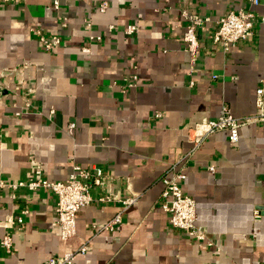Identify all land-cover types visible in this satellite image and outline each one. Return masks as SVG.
Instances as JSON below:
<instances>
[{"label": "crops", "instance_id": "crops-1", "mask_svg": "<svg viewBox=\"0 0 264 264\" xmlns=\"http://www.w3.org/2000/svg\"><path fill=\"white\" fill-rule=\"evenodd\" d=\"M244 1L57 0L54 8L52 0H0V181L25 182L39 169L60 182L73 166L97 167L112 195L138 197L112 232L101 227L118 203L79 209L74 236L62 241L49 190L0 191V239L11 238L0 264H46L82 245L74 264H264V124L240 126L234 144L226 131L203 133L221 105L234 118L252 117L258 88L264 107V0L252 8L253 37L227 52L211 42L217 20ZM181 9L208 18L191 76ZM128 25L136 29L125 35ZM33 31L59 45L45 51ZM133 75L135 86L122 92ZM190 129L203 134L195 147ZM173 164L213 247L168 223L161 178ZM22 210L20 225L2 223Z\"/></svg>", "mask_w": 264, "mask_h": 264}, {"label": "built area", "instance_id": "built-area-1", "mask_svg": "<svg viewBox=\"0 0 264 264\" xmlns=\"http://www.w3.org/2000/svg\"><path fill=\"white\" fill-rule=\"evenodd\" d=\"M54 8H57V0H52ZM259 4V0H245L244 6L236 11H229L221 16L211 35V42L213 45H218L222 52H227L231 47L238 42L245 41L254 35L253 25L255 23V14L253 7ZM107 5L105 2L100 3L96 8L99 12H103ZM181 18L185 22L184 31L182 33V42L184 44V51L188 55L189 69L188 76L194 72L195 55L198 48L197 30L208 22L207 17L199 16L198 14L189 11V9H181L179 12ZM60 26H64V20L58 19ZM259 22H264V16L260 17ZM111 27H109V30ZM134 25H128L124 29L125 35H130L135 31ZM38 36V41L45 51H50L53 47L59 45V39L55 36L46 38L40 35L37 31H33ZM89 41H99L100 37L88 36ZM83 53L87 52L86 48H81ZM15 71H7L5 76L12 77ZM215 79V76H211ZM136 76L123 78L120 82V89L124 92L135 86ZM192 85L191 81L188 83ZM262 90L256 89L254 97L255 112L252 117L234 118L230 115L227 106L221 105L216 119L208 121L203 133L209 134L218 131H226L228 133V142L234 144L237 141V129L240 126L250 123L264 124V107L261 99ZM29 104L25 103V106ZM52 114V111H49ZM160 117L159 113L154 114V118ZM73 128V123L67 124V130ZM191 130V135L187 136L188 140L195 147L202 139L203 134ZM176 164L169 167L168 173L161 178L163 189L160 197L162 199L161 208L168 214V223L173 229L183 232L188 238H191L199 243H203L207 247H213V243L206 238V233L195 224V206L191 197L183 194L180 189V182L184 179V175L180 171H176ZM212 171V167H208ZM111 178L108 177L100 168H80L73 166L70 174L64 181L49 182L45 180L39 169H35L25 182L16 184H5L0 181V191L5 189L11 192L18 188H25L28 191H36L38 189L49 190L54 196V216L55 223L58 227L59 238L66 241L75 234V214L76 212L96 202L103 203H118L120 205L119 211L109 219L101 230L112 232L121 223L120 213L127 207L134 205L137 200V195L132 194L126 198L120 199L112 195L108 191V182ZM96 189L99 194L94 196L91 190ZM13 197V195H12ZM26 213L25 210L20 211L17 217L6 216L2 222L8 229H12L15 225L22 223V215ZM0 248L9 252L11 250V238L5 234L0 239ZM217 249V248H216ZM84 245L80 246L75 252H67L61 256L50 257L46 264H74L76 255L84 254Z\"/></svg>", "mask_w": 264, "mask_h": 264}]
</instances>
